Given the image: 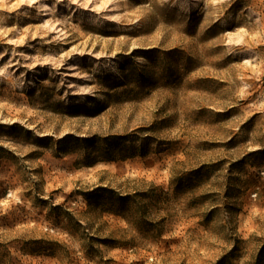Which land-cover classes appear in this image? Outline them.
I'll use <instances>...</instances> for the list:
<instances>
[{
    "label": "rangeland",
    "instance_id": "obj_1",
    "mask_svg": "<svg viewBox=\"0 0 264 264\" xmlns=\"http://www.w3.org/2000/svg\"><path fill=\"white\" fill-rule=\"evenodd\" d=\"M0 264H264V0H0Z\"/></svg>",
    "mask_w": 264,
    "mask_h": 264
}]
</instances>
